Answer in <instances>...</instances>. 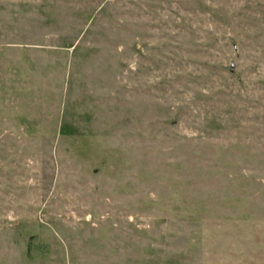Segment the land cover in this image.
I'll use <instances>...</instances> for the list:
<instances>
[{"label": "rangeland", "instance_id": "1", "mask_svg": "<svg viewBox=\"0 0 264 264\" xmlns=\"http://www.w3.org/2000/svg\"><path fill=\"white\" fill-rule=\"evenodd\" d=\"M0 264H264V0H0Z\"/></svg>", "mask_w": 264, "mask_h": 264}]
</instances>
